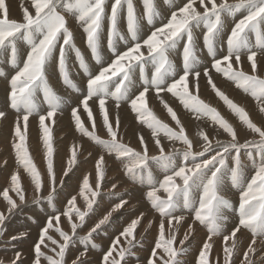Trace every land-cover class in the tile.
<instances>
[{
  "label": "snow or ice",
  "instance_id": "obj_1",
  "mask_svg": "<svg viewBox=\"0 0 264 264\" xmlns=\"http://www.w3.org/2000/svg\"><path fill=\"white\" fill-rule=\"evenodd\" d=\"M167 3L168 0H165ZM197 0H187V2L178 10L171 13V17L167 24L157 28L151 33L143 42L137 40L138 32V19L135 14L132 0H114L111 5L110 15L107 16L109 21L108 30V48L113 52L115 59L106 67H101L95 75H89L86 83L87 94L81 101L84 106V111L88 114L89 121L92 122V131H88L78 115V109L72 110V117L74 118L77 131L83 135L88 136L95 143L101 145L107 150L109 154H115L117 160L124 164L125 175L129 176L133 182L140 181L144 183L145 177L143 173L147 171V180L150 189L147 193V199L150 201L152 208H154L162 218H167L169 236L165 238V222L164 219L159 224V239L155 243L148 264H179L177 256L181 249H176L173 245L176 242V236L173 230V220L177 225L184 219L183 215H173L179 208L189 209L192 208L193 201L191 194L193 189L202 190L198 200V207L192 208L194 212V222L198 221L201 225H205L208 230V236L203 243L202 249L199 252L197 264H210L209 254L213 247L211 241L213 236L221 234L224 226V221L227 219L223 215L224 209H229L231 205L220 194L222 185V169L226 166V161L229 155L233 152L232 156L234 167L230 169L231 180L234 187H241L242 182V161L240 159L241 149L249 150L247 155L252 156L251 149H255L256 153L261 157V163L257 167L255 174L247 182L246 187L241 188L239 198V223L235 226L230 234L223 235V253L224 264H232V255L237 248V233L241 229H247L252 233V239L243 253V260L241 264H253L250 254H254L257 244V237L261 238L264 243V130L258 127L251 121L247 112L230 100L216 84L213 82L208 71H204L203 75L208 78L207 82L228 108L239 118V120L249 129L252 133L258 134L259 140H247L244 143L238 142V136L233 126L209 104L205 103L199 98V84L198 80L201 75L199 71H193V66L196 63V56L194 52V41L192 30L193 28L203 24L206 28L204 34V44L209 50V54L214 57L212 68L218 73H222L224 77L229 80L235 81L236 86L241 88L246 93H250L258 102L264 104V78H260L255 73L257 72V51L255 48L264 49V37L261 35V26L264 25V0H237L235 4L228 3V0H199L200 8L203 12L199 11L196 5ZM105 4L106 0H32L31 7L35 9L34 15L31 14L28 8L22 7L23 22H17L8 18V9L5 0H0V51L10 49L11 62L13 66L16 65V42L23 40L30 46V51L27 53L26 59L23 62V67L19 68L16 74L10 81V107L15 110L18 115L15 122L14 136L16 141L13 143V148L16 153L18 163H20L24 171L27 172L34 185V192L37 194L36 201L39 202V193L43 188L41 174L32 162L28 149L26 147V133L28 127L29 117L36 111L35 96L39 89L44 91L45 100L48 103L49 110L46 115H40L39 125L43 130V144L46 149L45 159L47 161V174L50 181V191L46 197L49 204L52 203L53 194L55 192L56 177L53 170L52 156L53 147L51 143L50 128L45 124L46 120L53 118L59 109L60 101L55 95L53 90L48 84L45 76V64L53 55L56 49L58 40L63 38V44L59 49L58 68L61 78L67 87L74 88L75 86L69 79L68 71L66 68L65 51L66 48H72L76 52L77 58L80 60L81 68L87 72V66L83 60L82 54L78 49L74 48L72 43V33L66 27L65 16L61 11L72 14L75 16L78 23L83 27L86 33V44L92 54V58L97 63L100 62L98 47L100 42V30L102 21L105 19ZM127 6V30L133 41H136L126 51L117 53L115 51L113 41L114 38L119 37L121 40L123 36L117 30L118 18L122 7ZM145 7V15L149 24L152 23L153 18L158 15L155 11L153 0H143ZM210 5V6H209ZM60 8L61 11L57 9ZM241 9L246 10V15L239 19L232 27L230 35L227 38V54L222 58H215L213 47L214 39L220 30L222 23V15H231ZM253 32L256 34V44L251 45L248 40V33ZM187 37L186 43L183 48V73L179 75L178 79H173L171 83L166 84L165 78L174 74V68L168 59V52L173 49L179 39ZM142 48L147 49V57L150 58L154 65L155 71L152 75L151 81H145L143 90L131 99L130 107L137 115L139 122L146 124L152 130L154 142L159 149V156L148 155V148L144 141L143 136L139 137V143L143 151L138 152L135 149L119 142L118 129L119 117L115 118V128L113 123L109 120V113L106 108V103L109 97L116 101V107L119 108V102L127 96L128 83H130L131 73L135 65H141V72H143L142 65L145 61V53L141 51ZM246 54L247 60L251 65V73H245L241 65V55ZM127 61V63H125ZM234 61V63H233ZM235 64V66H234ZM193 79L190 81L189 77ZM115 80V90L109 92V84ZM191 84V89H190ZM154 89L156 94L161 92L171 93L177 97L186 109L200 116L208 117L219 128L227 133L231 140L228 143L216 141L217 148H213V143L208 135L200 132L199 135L203 140V150L200 152H193V144L185 134V129L181 125L176 113L167 103L163 102V106L175 121L179 131H174L167 124L162 123L154 113L148 108L147 93ZM96 97L98 100L99 112L102 116L103 125L107 130L110 140H102L95 135L96 124L93 120V114L88 106V101ZM264 113V106L259 109ZM5 117V113L0 111V119ZM174 141H180L186 146L183 153L185 164L178 169L173 166L171 154H165V150L161 145L159 139L160 133ZM215 152L209 158L202 159L200 162H195L197 157H204L206 153ZM228 154V155H226ZM192 158L193 164L191 167L187 166V161ZM76 150L73 149L72 158L69 164L75 162ZM153 161L160 165L167 173L171 170V174H166L162 181L159 182V187L155 186V181L152 178V173L148 170L149 161ZM5 164L7 161L4 162ZM104 157L101 156L96 163L97 182L96 189L101 186V181L104 179L102 165ZM70 171V169H69ZM64 176L68 175V171L63 173ZM182 180V185L177 184L176 178ZM12 191L19 197L21 203L25 202V191L21 185V177L19 172H15L10 177ZM62 183V181H61ZM115 188V185H113ZM163 190L167 193V198L162 199L157 195V192ZM85 190L91 191L92 199L89 200L86 196L87 211H81L76 207V197L73 196L68 204L71 206L70 210L63 213L68 217L71 226L72 235L65 233L60 228H56L63 243H58L51 236L48 235L49 229L53 227V220L60 221L59 216H54L47 221V225L42 228L39 242L34 246L35 259L34 264H40V258L48 260V264H64V257L69 242L72 237L76 235L78 228L77 223L73 222L72 213L75 212L81 224L84 222L88 212L92 210L95 203V197L98 191H92L87 177L83 180V186L80 195L84 196ZM3 199L9 205L8 212L11 213L17 207V203L9 196V190H3ZM127 201H121L116 204L111 211H109L93 228L87 233L86 237L82 239L87 249L88 242L91 241L92 234L100 229L102 225L109 221L112 212L117 211ZM142 215V214H141ZM4 213L0 212V225H3L5 220ZM140 223V218L131 221L130 225L126 227L121 233L125 237L126 243L129 248H121L116 255L119 259L113 257V252L116 251V245L119 244V237L113 242L111 248L103 256V264H121L124 260L125 254L130 252V248L135 246L134 232L137 225ZM148 227H151L149 222ZM193 232V224H189L187 232L182 240L179 241L183 246L185 241L189 239V235ZM0 235L3 231L0 230ZM23 235V234H21ZM18 236L11 237L12 240L18 239ZM51 241L53 245L59 248L57 255L59 260L53 259L50 256H45L41 251V245L45 244V240ZM229 241L231 244L229 245ZM95 248L96 245L92 244ZM157 250H162L158 253ZM55 252V248L52 249ZM20 253L15 254V258L11 264H17L20 259ZM85 255L81 252L77 256L73 264H85L80 260V256ZM112 257L110 260L109 258ZM0 264L3 261L0 260Z\"/></svg>",
  "mask_w": 264,
  "mask_h": 264
},
{
  "label": "bare ground",
  "instance_id": "obj_2",
  "mask_svg": "<svg viewBox=\"0 0 264 264\" xmlns=\"http://www.w3.org/2000/svg\"><path fill=\"white\" fill-rule=\"evenodd\" d=\"M7 1H8V6H9V18H10V20H13L15 18L14 16L16 14H18L19 17H23V11H22L21 5H23V7H25V8H28V10L31 14L34 15V13H35V9L31 7L32 0H5L6 6H7ZM17 1H18V3L16 4ZM108 1L111 2L112 0H108ZM106 2H107V0H106ZM186 2H187V0H168L167 3L165 2V0H153L154 6H158V7L164 6L167 9L163 8L164 9L163 10L160 8L162 11L158 9L161 12V14L159 12L158 15H156L153 18L152 23L149 24V26H148L145 24V21L143 22L144 19L142 18V14L145 15V7L143 4V0L134 1L133 3H135V5H134L135 13H138L139 22L141 21V23L138 22L140 24V26L138 24L139 30L137 32V35H139L140 37H143L144 35H146L148 33V30H149L151 25H153L154 28H156L157 26H160V25L163 26V25L167 24L169 19L165 18V17H166V15L169 16V10L168 9L172 10V12L176 11L180 7H182ZM216 2L220 3V0H216ZM233 2H237V0H228V3H230V4H233ZM107 3H106V5H107ZM206 3H207V0H206ZM111 4H112V2L110 3V5ZM16 5H17V8H16ZM194 6L197 7V9L199 11L203 12V8H200V6H199V0H197L196 5H194ZM19 7H20V9H19V11H17ZM164 11L166 13L165 15L162 13ZM234 14H236V19H233ZM106 15H107V13H106ZM244 15H246L245 9H241V10H239V11H237L231 15L224 14V21L220 27L219 32L217 33L218 34L217 39L219 38V36L223 37L224 34L228 32V30L230 28V22L232 24V27H234L233 26V23H235L234 21L237 22V20L243 18ZM126 16H127V6L125 4L121 9V13H120L119 18H118L119 25H117L120 28H122V30H123L124 21L127 24ZM145 17H146V15H145ZM71 21H72V19H71ZM66 22H67V20H66ZM73 22H75V26L80 25L78 22H76V20ZM67 23H66V25H67ZM76 23H78L79 25L78 24L76 25ZM105 24H106V21H105L104 25ZM71 26H74V25H71ZM125 27L127 28V26H125ZM202 27L205 28L203 25H202ZM262 28L264 30V25H262ZM151 29H152V26H151ZM205 30H206V28H205ZM74 31H76V30H74ZM251 33L248 34V40H249V43L252 45V42L250 40L251 39ZM76 35L78 37V34H76ZM83 35L79 36V38L82 37ZM120 35H121V33H120ZM195 35H197V32L195 33ZM128 36L132 42H134V43L136 42V41H133L131 39L130 35H128ZM61 39H63V38H61ZM117 39H120V38L118 37ZM137 40L142 41L143 39H137ZM60 41H59V44H60ZM77 41H78V39H77ZM122 41H120V42H122ZM22 42L24 44L26 43L23 40H22ZM84 43L86 44L85 39L83 40V42L80 45H83ZM103 43H104V41H103ZM122 43H125V41ZM59 44H58V46H59ZM126 44H127V42H126ZM75 45H76V42H75ZM123 45H120V46L122 47ZM116 46L120 47V46H118V44ZM217 46L219 47V45H217ZM27 47H28V44H27ZM218 47H216V48H218ZM122 48H124V47H122ZM117 49H119V48H117ZM23 50L24 51L26 50L25 45L23 47ZM57 51H59V49ZM57 51H54V53H57ZM146 51H147V49H146ZM261 51H262V49H261ZM65 53H66V51H65ZM216 53H218V51H216ZM57 55H59V54H57ZM19 56L21 57L22 55L18 54V57H17L18 63H20V57ZM53 56H51V57H53ZM146 56H147V54H146ZM51 57H50V60H51ZM218 57L219 56H217L216 58H218ZM173 58L174 57H172L171 59H173ZM244 58H247V57L245 56ZM3 61H4L3 63H7V64L4 65L5 69H2L0 71V106L2 107V109L0 111L6 110V107H7V95H6V92H7L6 91L7 90V85H6L7 84V75H10L11 71H13L14 69H17V66L14 67L13 64L9 63L8 60L6 59V57H4V56H3ZM260 61H262L261 58H260ZM245 62H247V61H245ZM174 65L175 64H173V66ZM198 66L199 65H196V67H198ZM259 66L260 65L257 64V67H259ZM69 67L70 66H68V68ZM206 67H207V64L206 65L201 64V69H204ZM47 68H48V73L46 72L45 76L48 80L53 81V85H54V88L56 90V93L60 96V100L62 102L63 108L61 110L66 112L70 106V103H71L70 100L71 101L76 100V97H74V94L77 93V90L74 91V88H72V87H67V89H69V90H67V89H64L63 86H61V84L58 81V79L60 80L61 75H58L57 72H55V61L54 60L50 61ZM96 69L97 68H95L92 64H90L91 72H92V70H96ZM242 70L243 71L247 70L248 72H251V65L249 64V67H244V68H242ZM69 71H72V70H69ZM71 74H73V73H71ZM259 75H261V74L259 73ZM70 76L72 77V75H70ZM79 76H82V74L80 73L78 75V77ZM133 76L134 77L132 78V80L130 82L137 81V77L135 75H133ZM170 76L171 75L167 76L166 78H169ZM222 76H223L222 73H219V75H213L214 79L212 78V80L216 84L217 88L219 90H221L230 100H232V99L234 100V97H235V99H241L240 101L243 103L244 101H242V100H246V99L249 100L250 99L252 101V104L254 105V108L252 107L253 108L252 110H248V115L251 117V119H253V120L255 119V120H257V122L259 121L264 126V113L259 111L260 107L264 106V104L258 103L259 104V106H258V104H256V102H255L257 100L250 93H246V92H244L243 89L238 88L236 86L235 81L228 80L229 84L227 85L226 81L223 80ZM218 78H221V79H218ZM169 79L173 80L172 77ZM207 80L208 79L206 77L205 79L198 81L199 98L201 100H203L204 102H207V104H210V105L217 107L219 109L220 114L224 115L223 117H225V119H227V121L233 126V128H235V130L237 132L239 143H244L247 140H257L258 141L259 140L258 134L252 133L249 129L246 128V126L239 120V118L228 108V106L224 103V101H222L219 97L216 96L215 92L212 90V88L208 84ZM231 82L234 83L233 85H234V87H236V89H234V87L232 89L230 88ZM129 86H130V89H129ZM129 86H128L127 92H136L141 87L137 84H130ZM40 91H42V89L37 90V92H40ZM37 92H36V95H37ZM172 97H170L167 94H163L160 96H154V100L152 101V104H150V108H151L150 110L151 111L153 110L155 112L156 117L162 123L167 124L174 131L178 132L179 131L178 126L176 125L175 121H173L171 119V116L169 115V113L167 112L165 107L163 106L162 101L167 103V105L169 107H171L175 113H176V110H175L173 105L177 106L178 112H179V115L176 113L177 118L179 119L181 125L184 127L185 134L187 135V137L191 140V142L193 144V149H192L193 152H200L203 150L202 145L204 142H203L201 136L199 135L200 132H204L205 134L208 135L209 139L213 143V148L218 147L216 144V141H221L223 143L230 142L231 137L227 133H225L223 131V129L219 128L218 125L214 124L208 117L200 116L199 118H197L196 114H194L193 112L186 109L183 104H180L178 102V100L176 99V97H174V96H172ZM109 99H110V97H109ZM121 101L123 103L126 102V104H127L131 101V98L126 96ZM238 103H239V101H238ZM246 103H248V102H246ZM249 104H251V103H249ZM121 105H123V104H121ZM47 106H48V104H47ZM245 106H246V104H245ZM126 107H127V110L129 111V105H127ZM245 109H247V108H245ZM116 110L117 109H115V111ZM62 111H61V113H62ZM128 111H125L122 114H125V116H128L130 114ZM40 112H42V111L40 110ZM40 112L35 111V112H33V116L31 115L32 117H29L27 133H26V147L28 149V154H29L32 162L35 164L36 168L38 169V171L41 174V179L43 182V188H42L41 192L39 193V196H40L39 200H43L49 194L50 181H49V176L47 174V161L45 159L46 149L44 148V144H43V135L44 134H43V130L41 129V127L39 125ZM96 113H97V110H96ZM17 115H18V113L14 110L13 112L11 111L10 116H5L3 119H0V152H2V155L0 157V212L4 213V215L6 217L3 225H0V230L3 231L5 229V233L3 236L5 237V234H6V241H4V243L1 245V250H0V260L3 261V264H11L12 260L15 258V254L17 252H19L21 254L20 259L17 261V264H21L22 262L24 264H34V259H35L34 246L36 243L39 242L42 228L45 227L47 225V221L54 216H59L60 221L57 224V222L55 220H53V227L49 229L48 235L51 236L54 240L58 241V243H61V244L63 243V240L59 236V233L56 231V228H60L65 233L72 235L71 226L69 224L68 217L63 215V213L70 210L71 206L68 204V201L73 196L76 197V207L79 208L81 211H87L86 201H85L84 197L86 196L89 200H91L92 199L91 191L85 190L84 196L80 195V191H81V188L83 186V180L85 179V177H87L89 180V185L91 187V190L92 191H98V195L95 197V203L93 204V208L91 210L89 222H88V220H86V217L88 215L85 217L84 222L81 224V222L78 220V218L76 216V213L75 212L72 213L73 222L77 223L80 226H78V228L76 230V235L72 237L71 247L70 248L68 247L66 250L65 257H64V264H73V261L76 260L77 256H79L81 252H85V255L80 256V260L84 261L85 264H103V256L111 248L113 242L118 237H119L120 242H119V244L116 245V251L113 252V257H115L116 259H119V257L116 255V252H118L121 248H129V245L125 241V237L122 236L121 233L123 232V230L126 227H128L130 225L132 220L137 219V218H140V223L137 225V228L134 232L135 240L133 243L135 246L130 248V252L126 253L127 255L125 254L126 255V257H125L126 263L125 264H148L149 259H153L151 256V253L155 247L156 241L159 239V224H160V221L162 219H164V222H165V229H166L165 238L167 239L169 236L167 218H162L160 216V214L154 208H152L150 201L147 199L146 193L151 189L148 188L145 184L141 183L140 181L133 182L129 176L125 175L126 170L124 168V164L120 160L116 159L115 154H109L107 151H105V154L107 155V158L110 161H116L119 163H110V162L109 163H103L102 171L104 173V179L101 181V186L99 189H96V187H95L96 182H97L96 163L98 160L94 163H88V162L86 163L85 161H83V163H76L77 162L76 161L72 164H69V161L72 158L73 149L75 148L76 151H79L78 150V148H79L78 143L80 142V140L84 139L85 137H88V136L83 135L81 132H79L77 130L75 131L76 136L73 137L74 140L71 143H69L67 141L65 143L64 147L57 151V152H59L58 155L56 156V154H54L55 156L54 155L52 156V161L54 159L55 164H56L57 169H58V172H57L58 173L57 174L58 179H57L56 174H55V177H56L55 189L56 190H55L54 194L57 195V197L55 199V203L53 205H50L48 203L47 204L43 203V205L41 207H35V208L31 207L32 208L31 210H29L28 208L26 209V207L31 206L35 203L37 194L34 192V185L32 184V181H31L29 174L27 172H25L23 166L20 163H18L17 158H16V153H15V150L13 148V143L16 141V138L14 136V128H15V122L17 119ZM110 115L111 114H109V116ZM54 117H55V120H54V118H51L50 120L45 121V124L50 128L52 147H54V145H55L54 142L55 143L60 142V141H58L59 135H60L59 129L61 127L60 122L63 120V118H60L57 116H54ZM100 117H102V116L100 115ZM114 117H115V115H114ZM120 117L122 118V115ZM65 120H67L66 117H65ZM69 125H72V124H69ZM88 125H89V123L87 124V126ZM136 125H137V123H136ZM139 125L141 126V129L140 128L137 129L138 136L142 135L144 137L145 143H147V145L150 147L152 152L159 153V149L157 148V146L154 142L153 136H152V130L150 128H148L146 126V124H144V123L140 122ZM259 126H261V125H259ZM67 127H68V125H67ZM96 128H97V126H96ZM64 129H65V127H64ZM65 130H67V129H65ZM122 130H123V128H122ZM124 130H125V128H124ZM69 131H70V129H69ZM105 132H106V130H105ZM67 134H69V133H67ZM129 134L130 133H128V135ZM103 135H104V133H103ZM63 137H64V135H63ZM129 138H130V136H129ZM134 139H135V135H134ZM159 139L161 141L162 147L165 150V154H171L172 155L175 153L174 156L172 157L173 166L178 169L180 166L184 165L185 162L183 163V161H182V160H184V157L182 154L186 150V146L180 141L169 140L163 134V132L160 133ZM69 141H71V140H69ZM91 141H93V140H91ZM137 143H138V146H141L139 143V140L137 141ZM62 144H61V146H62ZM59 147H60V145H59ZM251 150L253 151L254 149H251ZM142 151H143V149L141 146L140 152H142ZM253 152H255V154H256L255 150ZM102 153L104 154V152H102ZM213 153H215V152H213ZM244 153H243V155H244ZM89 154H91V153H89ZM148 155L150 157L159 156V154H153L150 152H148ZM177 155H179V156H177ZM209 155H210V153H209ZM233 155H235L234 152H233L232 156ZM232 156H230L231 162H233ZM246 156H248V155H246ZM201 158L203 159V157H201ZM249 158H251V157H249ZM92 159H93V157H92ZM202 159H199V160H202ZM240 159H242L241 161H243V163L246 166H248L247 167L248 170H246V169H244L245 171L243 170V172H245V174L243 173L244 177H243L242 171H241V175L243 178L242 182H241V187H234L233 186L232 180H231V172H230L231 168H226L222 172V177L229 178L230 185L224 186V184L222 182V185L220 188V195L223 198L225 196L231 197V203H233V204L235 202H237V203L239 202L238 198H240L241 188L246 187V184L248 182L246 175H248L249 172L251 171V170L249 171V169H252L254 174H255V171L260 164V163H257V161H258L257 157L254 160V162L256 161V163H251V162L249 163L248 160H250V159L246 160L247 157L246 158L240 157ZM199 160L196 159L195 162H200ZM3 161L4 162L7 161V163L6 164L1 163ZM89 161H90V159H89ZM181 161H182V163H180ZM187 162H188L187 166L191 167L193 164L192 158H189V161H187ZM150 163H154L155 167L157 168V170H156V168H152L151 173H152V175H154L156 173L155 176L160 177L159 181L154 180L156 182L155 186L159 187V182L163 180V178L166 174H171V170H169L167 173H165V171L162 169V167L160 165L156 164L153 161H150L149 164ZM243 163H242V166H243ZM229 165H231V167H232L234 165V163H230ZM53 167H54V163H53ZM69 169H70V171H69ZM65 171H68V175L64 177L63 173ZM15 172H19L20 177H21V185L25 191V202L24 203H21L19 201V197L16 195L15 192L12 191V185H11L10 177ZM69 174H72V175H69ZM144 174L146 175V178H147V171H145L143 173V175ZM250 177H251V175H250ZM61 181H62V183H61ZM175 182L179 185H182V180L179 177L176 178ZM113 185H115V188H113ZM6 188L9 190V196L13 200H15L17 203V207L15 209H13L11 213L8 212L9 205L3 199V195H2L3 190ZM157 195L159 197H161L162 199L167 198V193H165L162 189L159 192H157ZM122 200L127 201V203H125L123 205V207L119 208L117 211L112 212V215L109 218V221L106 224L102 225L100 229H97L96 232L93 233L94 234L93 238L95 240V243L92 241L88 242L87 249L85 250V244L82 242V239L84 237H86L87 233L91 230V228H93L95 226L96 223L99 222L100 219H102L109 211H111L113 209V207L116 204L120 203ZM189 209H192V208H189ZM189 209H185V210H186V213L191 215V217L183 214L184 219L179 223V225H177L175 220H173V222H172L173 223V230H174V233L176 236V242L173 245V247L176 249L182 248V251H180L178 256H177V260L179 261V264H197L199 252L201 251L203 243L205 242V240L207 239V236L209 234L207 227L205 225H201L198 221L194 222V212H193V210H189ZM31 211L36 212L40 215V219L37 222H35V221L33 222L31 219H29V217L31 216V213H32ZM20 212H21V214L19 215ZM176 212L184 213V212H182V209L181 210L178 209ZM179 215H181V214H177V216H179ZM233 215H234L235 219L232 216L226 217L227 219L224 221V226L222 228L221 234L217 235V236H213V239L211 241L213 247H212L211 252L209 254L210 264H224L223 235L224 234H230L231 230L235 226H237V224H238L236 214H233ZM36 216H37V214H36ZM149 222H151V227H148ZM238 222H239V220H238ZM189 224H193V232L189 235V239L187 241H185L183 246H181L179 241L183 239L185 233L187 232V228H188ZM26 227L30 229L28 231V234H29L28 236H30L31 238L30 239L23 238V239L19 240L22 235L18 234V232L20 231V229L27 230ZM33 228H36V229H33ZM95 233H97V234H95ZM13 236H18L19 238L16 240H12L11 237H13ZM251 239H252V233L247 229L242 228L241 231L237 233V248L234 250L233 255H232V264H241V261L243 260V253L247 250V247L250 244ZM71 241L69 242V244L71 243ZM45 244L47 245V247H45L44 245H41L42 253H44L45 256H50L53 259L59 260V256L57 255V253L59 252V248L56 245H53L51 243V241H49L47 239L45 240ZM92 244H95L96 247L93 248ZM230 244H231V241H229V245ZM5 245H7V246H5ZM254 247L256 248L255 253L250 254V258L252 259L253 264H264V243L261 242V238L257 237V244ZM53 248H55V252L52 251ZM157 251L159 253L162 250H157ZM5 254H8V257ZM109 259L111 260L112 257H110ZM40 264H48V260L44 259V257L42 256L40 258ZM121 264H123L122 261H121Z\"/></svg>",
  "mask_w": 264,
  "mask_h": 264
},
{
  "label": "rangeland",
  "instance_id": "obj_3",
  "mask_svg": "<svg viewBox=\"0 0 264 264\" xmlns=\"http://www.w3.org/2000/svg\"><path fill=\"white\" fill-rule=\"evenodd\" d=\"M108 2V3H107ZM107 5L109 6H107L106 4H105V21H106V24H105V27H107L106 28V30H107V32H108V30H109V21L107 20V16L110 14V10H111V5H110V3L112 2H114V0H112L111 2L110 1H108L107 0ZM110 2V3H109ZM178 2V1H177ZM18 3V1L16 2V4ZM236 2H233V4H235ZM135 5V3H133V6ZM16 8H17V5H16ZM155 11L157 12V13H159L160 11L159 10H161V9H163V8H165V9H167L166 7H162V6H155ZM161 8V9H160ZM7 9H8V18H9V6H8V1H7ZM19 9H20V7L18 8V10L17 11H19ZM60 8H58V11H61V9L59 10ZM109 9V10H108ZM135 9V8H134ZM159 9V10H158ZM164 10V9H163ZM169 10V16H167L166 15V17L165 18H168V19H170V17H171V13H172V10H170V9H168ZM162 11V10H161ZM109 12V13H108ZM106 13H107V15H106ZM164 15L166 14L165 13V11L164 12H162ZM61 14L62 15H64L65 16V19L67 20V25H66V27L72 32V43L74 44V46H79L82 42H83V40L85 39L86 40V33L84 32V30H83V27H82V25L80 24H78V23H76V25L78 24L79 26H75V22H73V21H75L76 20V18H74L75 16L74 15H70L69 13H66V12H63V11H61ZM70 16H69V15ZM160 14H161V12H160ZM67 16V17H66ZM15 18L13 19V20H15V21H17V22H23V17H19V15L18 14H16L15 16H14ZM10 19V18H9ZM71 19H72V21H71ZM74 19V20H73ZM239 20V19H238ZM238 20H237V22H238ZM145 20H143V22H144ZM76 22H77V20H76ZM119 22V21H118ZM235 23H237L236 21H234ZM105 23V22H104ZM139 23H141V21L139 22ZM138 23V24H139ZM235 23H233V26L235 25ZM145 24L146 25H148L149 26V23L148 22H145ZM70 25V26H69ZM71 25H74V26H71ZM117 25H119V23H117ZM139 26H140V24H139ZM139 26H138V30H139ZM151 26H152V29H151ZM150 26V28H149V30H148V32L150 31V30H156L157 28H159V27H162L161 25L160 26H157L156 28H154V26L153 25H151ZM74 28V29H73ZM78 28V29H77ZM196 28V27H195ZM117 29H118V31H119V33H121V36H123L124 37V40L122 41L121 39H116L117 41V43H116V45L118 44V46H120V45H123L122 47H124V48H122L121 46L120 47H117L116 45V47L117 48H119V51H121V52H123V51H125V50H127V44L128 43H134V42H132L131 40H130V38H129V34H128V32L127 31H123L122 30V28H120L119 26H117ZM74 30H76V31H74ZM121 30V31H120ZM78 31V32H77ZM81 31V32H80ZM77 32V33H76ZM127 32V33H126ZM100 33L101 34H103L104 33V31H102L101 32V30H100ZM124 33V34H123ZM253 33V32H252ZM74 34V35H73ZM76 34H78V37H77V35ZM84 34V35H83ZM254 34V33H253ZM76 35V36H75ZM81 35H83L82 37H80L79 38V36H81ZM127 36V37H126ZM61 38H62V36H61ZM59 39V41H60V44H59V41H58V43H57V45H56V47L58 48V49H60V46L63 44V39ZM118 38V37H117ZM77 39H78V41H77ZM144 40V39H143ZM143 40L142 41H140V42H143ZM218 40H219V38H218ZM76 42V45H75V42ZM104 41V40H103ZM103 41L100 43V44H103ZM119 41V42H118ZM120 41H122V42H124L125 41V43H122V42H120ZM126 42H127V44H126ZM18 44H19V46H20V49H16L17 50V53L19 54V55H23V53H24V50H23V47H24V43L22 42V40H19V42H18ZM58 44H59V46H58ZM79 44V45H78ZM126 44V45H125ZM29 47V48H28ZM28 52L30 51V46L28 45ZM216 47H218L217 45H216ZM56 48V50L55 51H57L58 49ZM116 48V49H117ZM121 48V49H120ZM67 50V49H66ZM144 53H145V56H146V54H147V51H146V48H142L141 49ZM259 52H258V51ZM256 51H257V53H262L263 55H264V49H262V51H261V49H257ZM217 51H218V53H219V49L217 48ZM27 52V53H28ZM59 51H57V53H54L53 52V57H51V60H50V58H49V61H48V64L50 63V61H52V60H54L55 61V57L57 56L58 58H59V55H57V54H59L58 53ZM3 53H6V54H8V55H10L11 54V51H10V49H7V50H3V51H0V67H1V70L2 69H5V66L4 65H6L7 63H3L4 61H3ZM17 54V55H18ZM16 55V56H17ZM244 54H242V60H241V65H240V67L241 68H244V67H249V64H250V62H248V60H247V58H244L245 56L247 57V55L245 54L244 56H243ZM5 57V56H4ZM20 57V56H19ZM21 58H22V56L20 57V61H21ZM218 58H221V56H219ZM260 58H261V60L262 61H260ZM257 59V64H259L260 66L259 67H257V72L255 73L256 75H258V76H260V78H264V56L263 57H258V58H256ZM244 61V62H243ZM245 61H247V62H245ZM125 63H127V61L125 62ZM233 63H234V61H233ZM48 64H47V66H48ZM248 64V65H247ZM16 65H18V62H16ZM69 66V65H68ZM234 66H235V64H234ZM244 66V67H243ZM101 67H105L104 65H101V66H99L98 68H101ZM70 69L69 70H72V68L71 67H69ZM75 69H77L76 67H74ZM98 68L96 69V70H92V72L93 73H95L97 70H98ZM207 68V67H206ZM206 68H204V69H206ZM16 69H14L12 72H14ZM203 70V69H202ZM246 71V72H245ZM244 72L245 73H248V74H252L251 72H248L247 70H245ZM47 73H48V68H47V71H46ZM57 72V74L58 75H60V72L59 71H56ZM69 75H72V79L74 80L76 77H78V75H75V73H73V70L72 71H69ZM71 73H73V74H71ZM259 73L261 74V75H259ZM263 74V75H262ZM74 75V76H73ZM8 76L9 75H7V78H8ZM76 76V77H75ZM136 76V75H135ZM134 76L132 75V77H131V79H130V81L132 80V78H133ZM206 78V77H205ZM222 78H223V80H225L226 81V83H227V85L229 84V79H227L226 77L224 78V76H222ZM204 79V78H203ZM208 79V78H207ZM218 79H221V78H218ZM200 80H202V79H200ZM231 85H230V88L232 89L233 87H234V83L233 82H231L230 83ZM64 87V89L65 88H67V86L65 85V86H63ZM129 89H130V86H129ZM190 89H191V84H190ZM234 89H236V87H234ZM7 92H6V95H8L7 93H8V89L6 90ZM110 99H112L111 97H110ZM233 100V99H232ZM241 99H235V97H234V102H235V104H237L239 107H242L246 112H247V114H248V110H252L253 108H254V105L252 104V101L249 99V100H242V101H244L243 103L240 101ZM238 101H239V103H238ZM248 102V103H246V102ZM250 101V102H249ZM70 106H69V108H68V110L66 111V112H64V111H62V113L64 114V116L66 117V119L67 120H65V117L63 118V120L60 122V129H59V132H60V135H59V139H58V141H60V142H54V147H53V155L54 154H56V156L58 155V153L59 152H57L59 149H61V148H63L64 147V145H65V143L68 141L69 143H71L74 139H73V137L74 136H76V125H75V121H74V118L72 117V115L71 116H69V111H70V108L71 107H74V102L75 103H77L76 102V100L75 101H71L70 100ZM256 102V104H258V103H260V102H257V101H255ZM148 103V102H147ZM246 104V106H245V104ZM249 103H251V104H249ZM121 104H123V105H121ZM249 104V105H248ZM119 105H121V106H119V108H116V106H115V104H113L112 106H108V105H106V108L107 109H109L110 108V110L111 111H108V113L109 114H111L110 116H109V120H110V122L111 123H113V125H114V128H115V118L117 117V116H119V129H118V140H119V142H121V143H123V144H125V145H127V146H129V147H131V148H134L136 151H138V152H140V148H141V146H138V143H137V141L139 140V136H138V131H137V129H141V126L139 125V121H138V119H137V115H136V113H133V115L134 116H131V114H129L128 116H125V114H122L123 112H125V111H128L127 110V105H128V103L126 104V102H119ZM148 108L149 109H151L150 108V104L148 103ZM88 106H89V108L91 109V111H92V114H93V120L95 121V124H96V126H97V128L95 129V135L96 136H98L100 139H102V140H105V141H107V139L108 140H110V137H109V135H108V133H107V130H106V128L104 127V125H103V120H102V117H100V112H99V106H98V104H97V106H95V107H97V108H95L94 106H92L91 104H88ZM258 106H259V104H258ZM124 107V108H123ZM251 107V108H250ZM253 107V108H252ZM121 108V109H120ZM245 108H247V109H245ZM97 110V113H96V110ZM115 109H117L116 111H115ZM10 110V109H9ZM125 110V111H124ZM119 111V112H118ZM10 112H11V110H10ZM59 112V109L57 110V112L56 113H58ZM129 113H130V111H128ZM152 112L154 113V115L156 116V114H155V112L152 110ZM99 114V115H98ZM41 115V114H40ZM78 115L80 116V119H81V121H82V123H83V125H84V127L88 130V131H92V123H91V121H88L89 119H88V114H87V112H85L84 111V106H83V108H82V110H80V111H78ZM85 115V116H84ZM114 115H115V117H114ZM122 115V118L120 117ZM32 116H33V114H32ZM125 116V117H124ZM131 118H130V117ZM222 116H224V115H222ZM249 116V115H248ZM100 117V118H99ZM54 118V120H55V117H53ZM71 118V119H70ZM73 118V119H72ZM87 118V119H86ZM225 118V117H224ZM249 118L251 119V117L249 116ZM99 121H98V120ZM130 119V120H129ZM227 120V119H226ZM135 121V122H134ZM251 121L253 122V123H255L258 127H261V129L262 130H264V126L258 121L257 122V120H253V119H251ZM66 124H65V123ZM70 122V123H69ZM97 122V123H96ZM74 123V124H73ZM89 123V125L87 126V124ZM136 123H137V125H136ZM258 123V124H257ZM66 126H65V125ZM69 124H72V125H69ZM67 125H68V127H67ZM129 125V126H128ZM259 125H261V126H259ZM63 126V127H62ZM75 126V127H74ZM134 126V127H133ZM64 127H65V129H67V130H65L64 129ZM91 127V128H90ZM102 127V128H101ZM263 127V128H262ZM122 128H123V130H122ZM124 128H125V130H124ZM69 129H70V131H69ZM128 129V130H127ZM235 129V128H234ZM105 130H106V132H105ZM133 130V131H132ZM135 130V131H134ZM64 131V132H63ZM69 131V132H68ZM74 131V132H73ZM103 131V132H102ZM123 131V132H122ZM132 131V132H131ZM120 132V133H119ZM67 133H69V134H67ZM103 133H104V135H103ZM128 133H130L129 135H128ZM72 134V135H71ZM107 134V135H106ZM137 134V135H136ZM63 135H64V137H63ZM66 135V136H65ZM132 135V136H131ZM134 135H135V139H134ZM63 138H62V137ZM129 136H130V138H129ZM142 136V135H141ZM69 139V140H71V141H69L67 138ZM70 137V138H69ZM132 137V138H131ZM122 138V139H121ZM137 138V139H136ZM144 138V137H143ZM86 139V140H85ZM62 140V141H61ZM85 140V141H84ZM128 141V142H127ZM144 141H145V139H144ZM134 142V143H133ZM63 143V144H62ZM61 144H62V146H61ZM59 145H60V147H59ZM83 145V146H82ZM146 145H147V143H146ZM78 146H79V148H78V150L79 151H76V158L77 159H75V162L76 163H83V161H85L86 163L88 162V163H94V162H96L102 155H103V157H104V163H119V162H116V161H110L108 158H107V155L105 154V151H107V150H105L103 147H101V145H99V144H97V143H95V142H93V141H91L90 139H89V137H85L84 139H82V140H80V142L78 143ZM87 146V147H86ZM99 146V147H98ZM137 147V148H136ZM66 148V147H65ZM94 148V149H93ZM100 148V149H99ZM147 148H148V152H150V153H153V154H159V153H157V152H152L151 151V149H150V147L147 145ZM217 148V147H216ZM215 149V148H214ZM81 150V151H80ZM242 150V149H241ZM244 150V151H243ZM241 152H240V157L241 158H243V157H247V159L246 160H248V159H250V160H248L249 161V163L251 162V163H256V161L254 162V160H255V158L257 157V163H261V157L260 156H258V154L256 153L255 154V152H253L252 150V152L254 153V154H252V156H251V158H249V156H246L247 155V151H249V150H245V149H243ZM101 151V152H100ZM256 151V150H255ZM102 152H104V154L102 153ZM214 152V151H213ZM211 153V152H209L210 153V155H209V153H206L205 154V158L203 157V159H206V158H209L210 156H211V154L213 155V154H215V153ZM245 152V153H244ZM86 155H84V154ZM89 153H91V154H89ZM243 153H244V155H243ZM93 154V155H92ZM102 154V155H101ZM175 154V153H174ZM174 154H172L171 155V157H173L174 156ZM233 154V153H232ZM232 154L230 155V156H232ZM1 155H2V152H0V157H1ZM80 155V156H79ZM83 155V156H82ZM183 155V154H182ZM228 155V154H227ZM243 155V156H242ZM55 156V155H54ZM82 156V157H81ZM177 156H179V155H177ZM230 156H229V159L226 161V167L224 168V169H222V172H223V170H225L226 168H233L234 167V165L231 167V165H229L230 163H233V162H231L230 161ZM92 157H93V159H92ZM57 158V157H56ZM81 158V159H80ZM90 159V161H89V159ZM196 159H202L201 157H197ZM242 160V159H241ZM252 160V161H251ZM151 161V160H150ZM149 161V162H150ZM172 161H173V159H172ZM183 161V163L185 162L184 160H182ZM182 161L180 162V163H182ZM188 161H189V159H188ZM199 161H201V160H199ZM230 162V163H229ZM1 163H4V161L3 162H1ZM52 163H54V167H53V169H54V172H55V174H56V177H57V179H58V176H57V172H58V169H57V166H56V164H55V161H54V159H53V161H52ZM186 163H188V162H186ZM242 163H243V161H242ZM245 164L243 163V166H242V175H243V173L245 174V172H243V170L244 169H246V170H248L247 169V167L248 166H244ZM152 168H156L155 167V164L154 163H150L149 165H148V170H150L151 171V169ZM156 170H157V168H156ZM252 171L253 172V170L252 169H249V171ZM245 171V170H244ZM249 172V174L248 175H246V178H247V180H248V182L250 181V179H251V177L254 175V172L252 173V172ZM74 174V173H73ZM156 174V173H155ZM155 174L154 175H152V178H153V180H156V181H159V179H160V177H156L155 176ZM253 174V175H252ZM69 175H72V174H69ZM250 175H251V177H250ZM65 177V176H64ZM144 177H145V181H144V183L143 184H145L148 188H150V185H149V183H148V180H147V178H146V175L144 174ZM243 177H244V175H243ZM222 182H223V184H224V186H228V185H230V180H229V178H226V177H222ZM201 192H202V190H199V189H193V191H192V201H193V205H192V208H195L196 206L198 207V204H195L196 202H197V199H198V195L200 196L201 195ZM107 193V192H106ZM105 193V194H106ZM56 197H57V195L56 194H53V200H52V203L50 204V205H53L54 203H55V199H56ZM225 198V200L226 201H229V204L231 205V207L227 210V209H224L223 210V214L225 215V214H229V213H231V212H233V206H234V204L233 203H231V197H224ZM37 203V204H36ZM41 203V204H40ZM43 203H45V204H49V202L47 201V199L45 198V199H43V200H39V202H35L33 205H31V206H28V207H26V209L28 208L29 210H31L33 207L35 208V207H41L42 205H43ZM38 205V206H37ZM32 207V208H31ZM180 210L182 209V212H184V213H181V212H175V214H173V215H177V214H181V215H187V216H190L191 217V215L190 214H188V213H186V210L185 209H183L182 207L181 208H179ZM189 210H192V209H189ZM32 213H31V216L29 217V219H31L33 222L35 221V222H37L39 219H40V215L38 214V213H36V212H33V211H31ZM236 212H237V208L235 209V211H234V214H236ZM34 213V214H33ZM21 214V212L19 213V215ZM36 214H37V216H36ZM90 214H91V211L90 212H88V216L86 217V220H88V222H89V217H90ZM39 215V216H38ZM33 216V217H32ZM37 217V218H36ZM35 218V219H34ZM239 223V222H238ZM27 228V227H26ZM33 229H36V228H33ZM30 229L29 228H27V230H22V229H20V231L18 232V234H23L22 236H21V238L19 239V240H21V239H23V238H28V239H30L31 237L30 236H28L29 234H28V231H29ZM4 233H5V229L3 230V235H4ZM95 234H97V233H95ZM3 235H0V250H1V245L4 243V241H6V234H5V237L3 236ZM93 235L94 234H92V237H91V241L92 242H94L95 243V240H94V238H93ZM18 240V241H19ZM71 244H72V241H71V243L69 244V248L71 247ZM5 246H7V245H5ZM7 257H8V254H5ZM127 255V254H126ZM126 255H125V257H126ZM122 263L123 264H125L126 262H125V258H124V260L122 261ZM21 264H24L23 262L21 263Z\"/></svg>",
  "mask_w": 264,
  "mask_h": 264
}]
</instances>
